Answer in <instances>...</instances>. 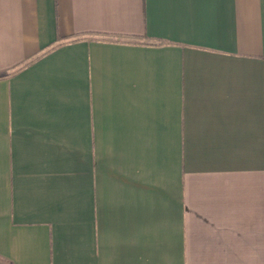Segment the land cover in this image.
Here are the masks:
<instances>
[{
    "label": "crops",
    "instance_id": "1",
    "mask_svg": "<svg viewBox=\"0 0 264 264\" xmlns=\"http://www.w3.org/2000/svg\"><path fill=\"white\" fill-rule=\"evenodd\" d=\"M0 264H264V0H0Z\"/></svg>",
    "mask_w": 264,
    "mask_h": 264
}]
</instances>
